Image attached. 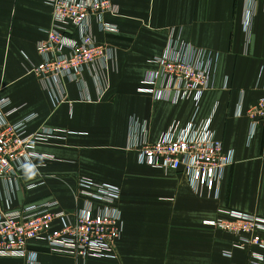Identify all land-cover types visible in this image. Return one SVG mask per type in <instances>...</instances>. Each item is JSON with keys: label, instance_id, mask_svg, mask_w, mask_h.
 Returning a JSON list of instances; mask_svg holds the SVG:
<instances>
[{"label": "crops", "instance_id": "obj_1", "mask_svg": "<svg viewBox=\"0 0 264 264\" xmlns=\"http://www.w3.org/2000/svg\"><path fill=\"white\" fill-rule=\"evenodd\" d=\"M113 2L118 14L106 20L118 31L103 32L93 24L97 41L114 53L108 88L96 66L91 72L100 75L99 82L87 71L82 80L49 90L27 67L41 62L37 46L47 38L52 10L43 0H0V100L18 109L8 119L16 123L31 117L29 133L64 131L58 134L61 139L37 147L55 160H40L24 171L14 207L56 201L59 210L73 212L80 176L116 185L122 194L125 228L117 259L77 260L52 254L43 242H30L29 248L38 252L39 264H258L251 261L250 249L234 247V236L205 222L215 220L220 209L264 217V128L250 138L247 116L264 95L263 6H255L248 35L244 20L251 7L246 0ZM172 31L181 32L183 42L219 56L215 87L197 111L198 120L212 115L216 139L234 152L218 195L197 193L184 174L141 165L137 154L127 151L134 123L147 129L153 143L173 124L186 126L196 115L192 101L170 104L138 92L155 69L150 60L165 52ZM0 208H6L4 197ZM0 264L28 263L0 258Z\"/></svg>", "mask_w": 264, "mask_h": 264}, {"label": "built area", "instance_id": "obj_2", "mask_svg": "<svg viewBox=\"0 0 264 264\" xmlns=\"http://www.w3.org/2000/svg\"><path fill=\"white\" fill-rule=\"evenodd\" d=\"M52 10V26L47 38L37 46L39 64H29L27 72L40 79L46 89L78 82L87 71L96 81L101 77L100 66L107 81L114 53L112 48L97 41L93 24L103 32L116 33V26L107 22L108 15L116 16L113 0H43ZM251 8L245 13V27L250 35L255 6L264 0H246ZM73 28L74 33L70 32ZM219 56L212 51L194 47L181 40V32L172 31L163 54L150 60L155 66L143 79L138 90L155 101L179 104L192 101L196 115L186 125H172L156 142L148 141L144 127L134 123L129 132L127 151L135 152L141 165L184 174L189 186L197 193L218 195L226 169L234 163V152L226 150L217 140L212 127L213 117L198 120L197 111L207 92L215 87ZM226 81L225 86L227 87ZM264 92V84H262ZM104 93V92H103ZM102 93V94H103ZM60 101L64 98L60 96ZM90 101V100H89ZM241 114L242 106H239ZM18 109L11 108L7 99L0 100V258L25 260L39 264V254L29 248L30 242H43L52 254L77 260H115L117 242L124 234L125 224L119 208L121 190L118 186L97 182L80 176L76 184V209L59 210L56 201L38 202L15 208L14 199L21 190L26 169L38 161L55 160L39 153L37 147L61 139L63 130L42 129L29 133L31 117L12 123L9 117ZM251 121L250 138L264 128V95L247 111ZM40 184L29 185L27 191ZM215 220L206 226L236 238L238 249H250L251 261H264V217L232 209H220ZM230 255V254H228Z\"/></svg>", "mask_w": 264, "mask_h": 264}]
</instances>
